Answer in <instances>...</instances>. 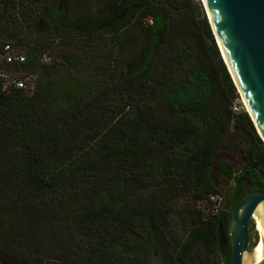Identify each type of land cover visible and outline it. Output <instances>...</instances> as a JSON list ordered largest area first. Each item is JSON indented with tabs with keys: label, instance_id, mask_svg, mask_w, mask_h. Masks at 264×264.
I'll return each mask as SVG.
<instances>
[{
	"label": "trees",
	"instance_id": "1",
	"mask_svg": "<svg viewBox=\"0 0 264 264\" xmlns=\"http://www.w3.org/2000/svg\"><path fill=\"white\" fill-rule=\"evenodd\" d=\"M78 1L0 0V50L24 57L0 75L30 83L4 93L0 77V264H227L219 213L196 212L182 241L169 219L179 194L220 195L210 171L227 133L264 192V146L230 109L201 3L104 0L70 16ZM215 169L230 213L241 173Z\"/></svg>",
	"mask_w": 264,
	"mask_h": 264
},
{
	"label": "water",
	"instance_id": "2",
	"mask_svg": "<svg viewBox=\"0 0 264 264\" xmlns=\"http://www.w3.org/2000/svg\"><path fill=\"white\" fill-rule=\"evenodd\" d=\"M209 28L232 84L264 146V0H200ZM245 197L231 210L227 229L228 264H241L248 253L251 215L264 192L250 189L248 172L240 174ZM217 237L225 243L219 223ZM258 264H264V257Z\"/></svg>",
	"mask_w": 264,
	"mask_h": 264
},
{
	"label": "rangeland",
	"instance_id": "3",
	"mask_svg": "<svg viewBox=\"0 0 264 264\" xmlns=\"http://www.w3.org/2000/svg\"><path fill=\"white\" fill-rule=\"evenodd\" d=\"M80 3L73 5L70 9V16L74 14H86L88 16L92 15L93 12L101 7L104 0H79ZM78 1V2H79ZM194 3L200 2V0H193ZM201 3V2H200ZM26 84H29V81L25 80ZM236 92V90H235ZM237 93V92H236ZM225 107L227 102H224ZM231 111L234 113L245 112L243 104L237 94V97L233 100ZM239 139L234 138L230 134H226L219 142L218 149L216 151V158L214 164L210 171V182L218 190L219 194L222 196L221 201L219 202L216 212H212V201L208 199L196 201L195 194H179L176 196V199L172 203V210L170 219V228L174 231L175 235L182 241L185 239L187 230H188V220L191 216L195 215L196 212H199L202 218H206L207 215L212 213H222L226 211L224 209L226 200L228 199L231 193V184L228 182L225 183L224 180L217 174L215 166L218 163H224L231 167L235 172V176H239L241 173L243 160L240 155V146H238ZM215 195H212L214 197ZM211 197V196H210ZM214 204V203H213ZM228 212V211H227ZM229 213V212H228ZM254 221V222H253ZM250 220L248 229H249V247H252L256 242L255 247L258 245L260 239V229L258 221L256 219ZM255 223V225L253 224ZM8 225V223H6ZM8 228V227H7ZM259 238V239H258ZM258 240V241H257ZM254 247V248H255ZM145 264H163L159 260L153 257H148ZM206 264H219L215 256H208L206 259Z\"/></svg>",
	"mask_w": 264,
	"mask_h": 264
},
{
	"label": "built area",
	"instance_id": "4",
	"mask_svg": "<svg viewBox=\"0 0 264 264\" xmlns=\"http://www.w3.org/2000/svg\"><path fill=\"white\" fill-rule=\"evenodd\" d=\"M148 24L151 22L148 20ZM24 62V57L16 49L11 48L9 45H4L0 50V64H21ZM5 81L1 85V91L7 93L10 89L14 90H30V85L26 84L25 81L14 80L12 78H7V76L0 75ZM221 195H215L214 197H209L212 201V212H216L219 202L221 201ZM214 203V204H213Z\"/></svg>",
	"mask_w": 264,
	"mask_h": 264
},
{
	"label": "bare ground",
	"instance_id": "5",
	"mask_svg": "<svg viewBox=\"0 0 264 264\" xmlns=\"http://www.w3.org/2000/svg\"><path fill=\"white\" fill-rule=\"evenodd\" d=\"M256 219L258 221L260 229V239L257 247L256 243L251 247L248 253H243L241 264H258L264 257V211L263 206L259 203L251 215V220ZM254 222V221H253ZM255 225V223H253ZM255 247V248H254Z\"/></svg>",
	"mask_w": 264,
	"mask_h": 264
},
{
	"label": "flooded vegetation",
	"instance_id": "6",
	"mask_svg": "<svg viewBox=\"0 0 264 264\" xmlns=\"http://www.w3.org/2000/svg\"><path fill=\"white\" fill-rule=\"evenodd\" d=\"M230 195H231V193H230ZM229 214L230 213H228L227 211H224V212L218 214L219 223L221 224V227H222V230L224 233V239H225V243L223 245H220L219 257L223 261H226L227 264H228L229 259H230V248H229L228 239H227Z\"/></svg>",
	"mask_w": 264,
	"mask_h": 264
}]
</instances>
